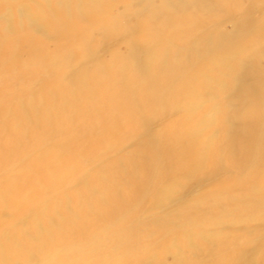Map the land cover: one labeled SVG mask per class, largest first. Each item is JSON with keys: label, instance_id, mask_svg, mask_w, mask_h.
<instances>
[{"label": "rangeland", "instance_id": "1", "mask_svg": "<svg viewBox=\"0 0 264 264\" xmlns=\"http://www.w3.org/2000/svg\"><path fill=\"white\" fill-rule=\"evenodd\" d=\"M74 18L89 29V58L78 64L89 62L91 77L95 68L125 76L134 63L142 79L123 100L105 99L99 114L118 120L107 127L135 128L109 130L98 150L105 159L93 166L116 160L120 187H139L125 207L142 249L124 257L264 264V0H0V45L25 46L29 90L52 74L50 53L68 45ZM175 116L190 127L162 134ZM94 123L97 135L106 121Z\"/></svg>", "mask_w": 264, "mask_h": 264}, {"label": "bare ground", "instance_id": "2", "mask_svg": "<svg viewBox=\"0 0 264 264\" xmlns=\"http://www.w3.org/2000/svg\"><path fill=\"white\" fill-rule=\"evenodd\" d=\"M79 2L75 9L89 8ZM66 35L68 45L50 53L52 74L36 90L26 82L25 46L0 45V264H137V258L124 257L142 249L133 226L137 218L125 206L139 187H120L116 160L93 166L105 159L98 150L109 130L119 136L135 128L107 127L118 120L99 114L106 111L105 99L123 100L121 95L140 87L142 79L134 76V63L126 71L130 76H119L118 70L100 75L95 68L91 77L89 62L78 64L89 58V29L75 24ZM35 62L41 63L39 56L31 58L30 64ZM94 104L101 106L96 116ZM219 111L224 109H218L215 122L221 121ZM126 119L133 121H121ZM95 121H106L97 135L91 130ZM167 121L157 127L163 125L162 134L170 136L191 125L181 116ZM181 164L187 168L186 161ZM201 189L196 185L189 193Z\"/></svg>", "mask_w": 264, "mask_h": 264}]
</instances>
